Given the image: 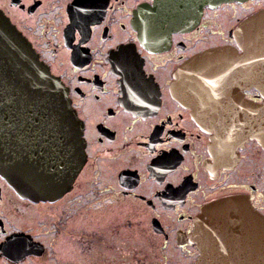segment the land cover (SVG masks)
<instances>
[{
  "label": "flooded vegetation",
  "instance_id": "af4514ba",
  "mask_svg": "<svg viewBox=\"0 0 264 264\" xmlns=\"http://www.w3.org/2000/svg\"><path fill=\"white\" fill-rule=\"evenodd\" d=\"M0 10L67 88L83 125L86 157L71 187L54 201L22 197L0 177V264H69L58 254L73 215L59 203L69 196L82 215L101 204L147 209L149 228L143 234L156 239L161 254L154 264H199L202 249L205 264H264L259 231L249 222L255 215L264 222L262 143L248 136L232 149L227 139L224 150H217L215 130L203 127L193 106L173 89L180 67L198 53L236 47L231 30L229 42L198 49L200 24L193 27L190 18L176 22L160 0H0ZM237 91L226 87L221 101L211 105L231 138L264 120L260 90ZM35 152L33 177L25 180L61 187L68 160L57 157L52 143ZM229 197L241 198L250 213L217 206ZM29 205L47 207L39 211L49 227L18 223ZM202 218L204 237L198 231ZM127 221L128 228L136 223ZM106 236L95 239L107 243ZM106 243H86L82 260L88 262H80L149 264L153 247Z\"/></svg>",
  "mask_w": 264,
  "mask_h": 264
},
{
  "label": "water",
  "instance_id": "95a60500",
  "mask_svg": "<svg viewBox=\"0 0 264 264\" xmlns=\"http://www.w3.org/2000/svg\"><path fill=\"white\" fill-rule=\"evenodd\" d=\"M160 1L164 12L173 20H191L194 27L199 25L206 7L216 8L225 3L248 0ZM231 36L236 47L209 48L184 63L177 72L173 89L185 104L193 106L196 119L203 127L215 130L213 146L217 150H224L227 139L235 149L248 136L259 139L264 147V120L231 138L216 120L221 116H216L215 111L208 114L205 110L208 96L212 95V101L220 102L225 87L238 88L236 95H240L243 88L256 87L264 99V7L240 20ZM190 82L196 86L197 99L189 98V94L194 95L189 89ZM261 111L264 112V106ZM48 143L58 151V158L68 160V168L63 172L68 179L61 180V187L51 186L45 179L25 180L33 177L35 151ZM85 158L83 125L70 103L67 88L0 10V177L22 197L33 201H54L71 187ZM217 206H235L250 213L239 197L221 199ZM209 208L205 207L204 217ZM203 218L198 225L202 237L207 230ZM253 218L252 228L259 231L264 250V222L257 215ZM206 255L202 249L199 264H205Z\"/></svg>",
  "mask_w": 264,
  "mask_h": 264
},
{
  "label": "rangeland",
  "instance_id": "374dc122",
  "mask_svg": "<svg viewBox=\"0 0 264 264\" xmlns=\"http://www.w3.org/2000/svg\"><path fill=\"white\" fill-rule=\"evenodd\" d=\"M264 6V0H259L255 2H245L244 4H224L220 5L212 10H210L200 21V31L198 28L197 38H198V49H202L210 43L219 44L229 42V31L235 28L237 22L253 11ZM203 16V15H202ZM200 41V42H199ZM87 175V174H86ZM84 176V178L86 177ZM72 195V194H71ZM71 197V196H69ZM67 197V199H69ZM60 202L59 205L63 206V209L67 208L73 215L70 219V223L65 227L63 232V237L60 238V245L58 246V254L64 261L69 262V264H84L83 262H88V259L82 260V250L85 244L94 246L93 243L103 244L106 241L101 239H95L98 235H108L107 243L108 245H118V246H149L153 247L149 257V264H154V262H160L161 254L157 246L158 243L155 238L145 236L143 231H147L149 228L150 214L146 209L145 212L135 211V206L120 205L113 203L101 204L100 206L88 207L87 211L84 213H79V210L75 208V204L71 199ZM40 208H47L42 207ZM39 207L29 205V207H23L21 209L22 218L19 219L18 223L24 227H35L43 226L44 228L49 227L45 216H42V212ZM142 208V207H140ZM73 210V211H72ZM75 210V211H74ZM143 214V215H142ZM81 215V217H77ZM129 219L135 220L136 223L129 225V228L125 226V223H129ZM43 221V224L39 222ZM68 220V219H67ZM68 221V222H69ZM121 231L118 232V229ZM135 231H140L142 236H136ZM116 232L118 235L116 237ZM144 241L147 243L145 244ZM98 247H105V245H97ZM132 250V249H131ZM91 256H94L91 254ZM128 259V258H127ZM129 260V259H128Z\"/></svg>",
  "mask_w": 264,
  "mask_h": 264
},
{
  "label": "bare ground",
  "instance_id": "6f19581e",
  "mask_svg": "<svg viewBox=\"0 0 264 264\" xmlns=\"http://www.w3.org/2000/svg\"><path fill=\"white\" fill-rule=\"evenodd\" d=\"M187 89H188V87H187ZM189 89L194 91V95H190L189 94V96H190L189 98H193V99L195 98V99H197V95H196L197 89H196V86H194L190 82L189 83ZM186 93L188 94V91H186ZM213 99H214V96H212V95L208 96V99H207V102H208L207 104L208 105H206V108H205V110H207V113H212L214 110H217V108H212L211 107V105L215 104V101H212ZM216 103H219V102L216 101ZM215 112L218 113L217 111H215ZM251 222H252V225H253V223H254V218L253 217L251 218Z\"/></svg>",
  "mask_w": 264,
  "mask_h": 264
}]
</instances>
